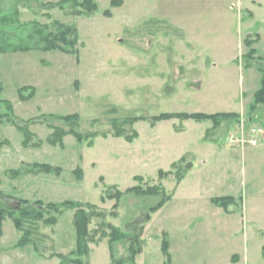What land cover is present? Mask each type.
<instances>
[{"label":"rangeland","instance_id":"obj_1","mask_svg":"<svg viewBox=\"0 0 264 264\" xmlns=\"http://www.w3.org/2000/svg\"><path fill=\"white\" fill-rule=\"evenodd\" d=\"M61 1L0 0V14L17 12L11 17L18 26H6L12 45L33 46L36 40L25 37L37 36L42 26L53 33L54 22L77 31L73 54H0V113L1 103L8 102L19 123L76 114L81 133L107 132L112 119L160 114L233 113L241 119L216 130L209 123L175 119L153 127L138 122L125 128L138 135L132 144L108 136L88 148L67 136L63 149L46 144L51 131L39 124L28 129L41 146L23 148L22 134L3 122L0 208L17 209L19 201H70L111 212L115 202L108 197L115 192L161 186L171 197L161 208L151 210L160 196L123 195L117 216L105 219L139 236L141 251L134 264H166L162 240L168 243V264H264V105L248 114L261 74L256 67L245 68L242 59L254 49L253 59L264 69V62H257L264 59V0H93L97 11L90 17L47 9ZM20 29L22 36L16 38ZM245 39L253 43L250 48ZM20 93L28 99L21 101ZM183 156L191 168L177 184L170 166ZM33 164L61 171L59 176L11 174ZM159 172L170 175L160 178ZM223 197L234 200L228 213L211 202ZM73 214L63 212L52 227L37 225L40 235L31 239L44 258L32 245L15 248L21 234L5 219L0 264H59L45 257L74 250ZM100 222L92 220L90 234ZM128 243L110 246L108 237L91 241L86 262L111 264V255L127 264Z\"/></svg>","mask_w":264,"mask_h":264},{"label":"trees","instance_id":"obj_2","mask_svg":"<svg viewBox=\"0 0 264 264\" xmlns=\"http://www.w3.org/2000/svg\"><path fill=\"white\" fill-rule=\"evenodd\" d=\"M115 1L111 2V6H114ZM74 7V9H73ZM58 9L65 15H74L78 17H90L97 11V6L93 0H83L81 2L76 0H64L55 5L48 4L47 9ZM76 10L75 12L72 11ZM15 8L11 12L5 14H0V54L6 53H16V52H29L31 50H41V51H59L63 54H73L74 47L77 44V31H72L69 27L63 26L54 22L50 28L54 29V32L47 30V26H42V30L38 31L37 36L25 37L26 40L32 41L36 40L33 46L28 45L24 42V45H12L10 44L11 38H8L9 35H5L6 26L10 23L16 24L17 22L13 20L11 16H16ZM105 17H109V11L104 12ZM17 19V18H16ZM5 27V29H4ZM22 33L16 35V38ZM37 33V32H36ZM70 34L72 36L70 37ZM37 38V39H35ZM256 42L258 39L255 40ZM39 43V47L37 46ZM253 43L248 40H244V45L248 48L252 46ZM256 52L254 49H250L248 53L242 57L245 63V68L256 67V70L261 74V80L258 90L254 93L253 103L248 109V114L251 116L257 106L264 105V69L259 65H256V59H253ZM261 60L264 62V59H257V62ZM254 63V64H253ZM23 89L21 90V92ZM32 96V95H31ZM21 101H26L28 97H22L20 93ZM2 113H0V125L5 122L6 124L11 125L18 133H21L23 136L22 147L23 148H38L41 146L42 142L35 139V135L32 134L28 126L29 125H45V127L51 131L50 135L46 139V144L51 147H57L59 149L64 148L63 140L67 136H71L75 139L76 143L79 145H85V147L91 148L94 145V142L97 138L107 139L108 136L115 139H122L128 144H132L137 138L138 135L135 131L129 130V133H126V127L130 129L138 122H147L151 127L160 122H165L169 120H179L181 122L193 121L198 124L209 123L212 130H216L222 125H225L228 129L236 126L240 122V116L233 113H217L212 115H206L202 113L195 114H185V113H174V114H160L156 117L142 118V117H130L121 121L111 120L110 128L111 130L105 132H79V116L76 114L68 116H42L37 119H29L26 122H17L16 118L13 115V108L10 103L2 102ZM55 123L61 125H55ZM20 124V125H19ZM186 156L181 157L178 161L173 163L170 168L174 171L175 183L179 184L184 176L190 171L191 163H185ZM59 168H54L49 165L44 164H33L29 167L28 170L23 172L21 171H11V174L18 177L22 174H44V175H54L59 176ZM76 173V171H75ZM168 174V175H167ZM170 173L163 174L162 172L158 173L160 178L169 176ZM135 181L140 182L139 177L134 178ZM123 195H133L136 198H147V197H161L157 205L151 210H157L161 208L166 202H168L171 197L166 195L161 186L145 187L142 188L139 185L127 189L124 193L115 192L112 196L108 198L114 200L115 204L111 207V212H105L97 208L94 205L74 203L70 201H65L60 204H43L41 202L29 203L27 201H19L17 209H8L5 210L0 208V234L1 226L5 219H9L14 229L21 234L20 239L18 240L15 248H25L28 245L33 246V251L36 255L41 258H44V252L40 251L39 245L32 241L31 237L37 235L38 233V224L52 227L56 224L57 218L65 211H73V226L76 232V243L75 248L67 255L61 254H50L49 259H57L59 264H87V257L89 255L88 243L100 241L103 238L108 237L109 245L111 246L114 243L119 241H127L128 243V257L127 264H134L135 257L141 251V242L139 241V236L134 234L124 233L120 229L112 226L109 223L105 222L107 217H112L113 219L117 216L116 210L118 208V201ZM103 201V199H101ZM212 204L216 207H220L228 213V207L234 205V200L231 197H223L217 199H211ZM48 216V217H46ZM93 219H100L99 228L96 231H92L93 234H90L91 231L88 229L91 225ZM36 226V227H35ZM108 230L107 233L104 230ZM142 232L141 230L139 233ZM40 235V234H39ZM96 236H98L96 240ZM41 237V236H40ZM45 237H41V242H43ZM43 244V243H42ZM110 250V248H109ZM161 251L166 258V264L169 263L168 255V243L166 240L161 242ZM110 262L111 264H126L123 261L115 260L111 255Z\"/></svg>","mask_w":264,"mask_h":264},{"label":"crops","instance_id":"obj_3","mask_svg":"<svg viewBox=\"0 0 264 264\" xmlns=\"http://www.w3.org/2000/svg\"><path fill=\"white\" fill-rule=\"evenodd\" d=\"M17 249H19V248H17Z\"/></svg>","mask_w":264,"mask_h":264}]
</instances>
